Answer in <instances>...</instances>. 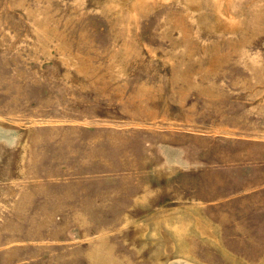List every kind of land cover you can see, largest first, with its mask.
Masks as SVG:
<instances>
[{
    "label": "rangeland",
    "instance_id": "1",
    "mask_svg": "<svg viewBox=\"0 0 264 264\" xmlns=\"http://www.w3.org/2000/svg\"><path fill=\"white\" fill-rule=\"evenodd\" d=\"M0 264H264V0H0Z\"/></svg>",
    "mask_w": 264,
    "mask_h": 264
}]
</instances>
